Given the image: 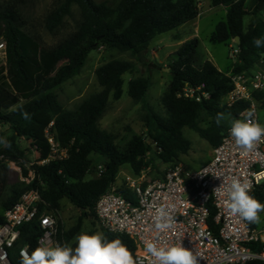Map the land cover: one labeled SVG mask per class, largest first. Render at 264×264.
Here are the masks:
<instances>
[{"label":"trees","instance_id":"1","mask_svg":"<svg viewBox=\"0 0 264 264\" xmlns=\"http://www.w3.org/2000/svg\"><path fill=\"white\" fill-rule=\"evenodd\" d=\"M246 1L211 0L213 7L227 8L226 19L216 26L210 37L211 43L228 44L232 40L236 43V38H239V44L236 43L239 50L237 63L231 71L234 75H251L264 59V47L253 46L254 38L264 36V19L253 21L245 27ZM252 2L255 12H258L264 0ZM24 3L25 0L0 3V40L4 39L7 43V63L0 67V121L11 131L6 138L11 146L0 144V166L5 162H30V149L20 143L21 139L30 147L38 148L40 160L45 158L48 144L44 131L52 121L55 123L56 137L68 149L69 155L66 159L51 161L46 165L34 164L32 169L35 176L30 186L18 182L6 196L0 190V226L4 224L6 211L30 188L39 190L50 210L59 209L61 201L67 199L93 226L98 225L95 214L97 200L111 189L122 170L127 169L132 176L139 177L151 166L146 157L153 147L163 163H178L192 147L184 134L185 128L196 132L214 149L222 142L229 127L224 123L217 126L216 114L230 113L232 117L239 118L249 106L244 101L231 107L224 104V98L232 90L231 80L212 62L199 60L200 42L194 38L179 47L169 66L171 80L162 96L166 116L147 107L145 136L133 133L117 143L114 134L101 129L100 120L108 109L110 97L114 101L121 99L124 75L135 72V62L115 59L99 66L95 74L102 91L84 99L72 109H66L61 104L56 90L78 76L90 53L99 47L128 52L144 63L155 38L198 18L197 0H108L102 3L94 0H60L45 18V29L50 34L64 27L66 19L73 15V6L78 7L80 19L76 28L53 46H44L38 36L27 30L21 9ZM187 85H204L210 98L196 102L178 97ZM150 87L149 76L130 79L128 95L135 103L144 104ZM255 97L264 109V92ZM18 104H22L23 110L31 115L30 120L23 119L19 111L11 110L12 106ZM202 113L210 119L206 128L200 124ZM4 136L0 132V138ZM93 155L104 158L105 171L87 178L95 169ZM24 174H28L26 170ZM1 182L3 178L0 176ZM118 192L134 201V194L125 185ZM250 194L264 203V185ZM210 212L214 215V211ZM80 221L81 218L69 231L60 225L67 243H71L73 237L79 234ZM249 226L254 228L257 224ZM100 229L110 240L121 239L134 256L136 246L132 239ZM39 236L38 223L27 224L21 228L19 245L28 244L34 250L38 247ZM245 264L264 262L254 260Z\"/></svg>","mask_w":264,"mask_h":264},{"label":"built area","instance_id":"2","mask_svg":"<svg viewBox=\"0 0 264 264\" xmlns=\"http://www.w3.org/2000/svg\"><path fill=\"white\" fill-rule=\"evenodd\" d=\"M238 51L235 49L234 54ZM0 60L6 66L7 43L4 39L0 40ZM228 77L232 90L224 98V104L231 107L241 101L247 102L249 106L243 113L254 110V119L259 121L260 105L255 95L264 92V59L251 75L229 73ZM178 97L200 102L209 99L210 93L204 85H187ZM4 126L0 121V131ZM54 126L52 121L45 129L48 153L35 164L46 165L68 157V149L57 139ZM31 151L39 154L36 146L31 147ZM29 165L32 167L34 163ZM104 171V165L97 166V175ZM121 173L111 189L97 200L95 214L100 228L132 239L136 246L133 256L136 264H149L144 248L145 242L152 240L169 245L182 243L198 255L199 264L264 262V213H260L261 223L252 228L238 216L231 215L224 206L226 197H219L214 191L221 182L230 184L233 177L250 181L251 192L263 186L264 141L258 142L255 149L245 155L236 148L227 129L222 142L213 149L209 162L197 169L186 168L180 162L171 164L161 178L151 183L144 180L145 171L139 177L123 173L119 185L117 181ZM34 176L32 169L29 176L23 178L24 183L30 186ZM122 185L134 194V201L118 192ZM166 205L174 206V223L167 232L158 234L153 215L157 207ZM210 210L214 211V215ZM32 222H37L40 230L38 246L66 243L56 214L43 201L39 190L30 188L5 213L4 224L0 226V264H20L22 248L31 253L30 245L21 246L19 242L21 228Z\"/></svg>","mask_w":264,"mask_h":264},{"label":"rangeland","instance_id":"3","mask_svg":"<svg viewBox=\"0 0 264 264\" xmlns=\"http://www.w3.org/2000/svg\"><path fill=\"white\" fill-rule=\"evenodd\" d=\"M8 0H0L1 4ZM60 0H25L22 4V13L27 22L26 28L32 34L38 36L44 46H53L59 40L66 37L72 32L80 19V12L77 6H73V15L66 19V23L62 29L55 34H50L45 29V18L48 13L58 4ZM97 3H102L108 0H94ZM199 8V16L193 21L189 22L178 29L163 34L155 38L151 44L144 63L137 61L130 53H122L115 49H107L99 47L92 51L88 56L86 64L81 73L66 82L56 90L61 104L66 109H72L84 99L102 91V87L98 84L96 79V69L115 59L130 60L136 63V70L133 74L124 75L123 95L120 100L114 101L112 97L109 100V106L105 114L100 120L101 129L114 134L116 142L121 143L133 133L145 136L147 128L145 117L147 114V107H150L154 112L161 116H166V110L162 104V96L171 80L170 64L175 58V54L179 47L186 41L197 38L200 42L198 49V57L200 61L212 62L221 72L231 73L234 65L237 63L234 50L238 49L237 44L232 40L228 44H213L210 37L214 32L216 26L221 21L226 19L227 8L224 6L213 7L211 0H197ZM247 15L244 18L245 27L251 22L258 19H264V5L262 9L255 12V4L252 0L246 1ZM4 62L0 60V67ZM149 76L151 79V87L145 97V103H135L128 95V82L130 79ZM259 122L264 124V109L259 102ZM210 122L209 117L202 113L200 115V124L202 127H207ZM225 125L229 126L226 122ZM5 134L6 139L11 135L8 126L0 131ZM184 134L192 143L191 150L187 155L181 156L180 162L184 167L197 169L209 162L212 157L213 148L204 139H202L196 132L189 128L184 129ZM150 141V139H148ZM20 143L30 149L29 163H34L40 160L39 156L31 151L30 145L21 139ZM153 150L147 155L146 159L150 160L151 166L145 170V181L151 183L161 178L166 171L168 164L163 163ZM93 171L87 178L96 176L97 166L104 165V158L99 155H93ZM29 163L16 164L14 162H5L0 166V176L3 182L0 183V190L3 196H6L10 188L22 182L23 178L29 176L32 167ZM20 169V170H19ZM27 171V175L24 174ZM123 171V170H122ZM128 172L127 169H124ZM123 173L120 174L117 184H121L123 180ZM26 184V183H25ZM61 227L69 231L74 228L81 218L80 231L95 230L101 232L100 227L95 224L93 226L89 219L82 216V213L67 199L61 201L60 207L53 210ZM73 240V239H72ZM71 240V242H72Z\"/></svg>","mask_w":264,"mask_h":264},{"label":"clouds","instance_id":"4","mask_svg":"<svg viewBox=\"0 0 264 264\" xmlns=\"http://www.w3.org/2000/svg\"><path fill=\"white\" fill-rule=\"evenodd\" d=\"M253 46L264 47V36L253 39ZM12 111H19L22 118L30 120L31 115L23 110V105H14ZM255 111L248 110L241 118L218 112L215 117L217 126L227 123L228 133L242 154L251 153L258 142L264 141V124L254 119ZM0 144L11 145L5 138ZM250 181L233 177L230 184H221L214 189L224 199V206L233 216L249 224L261 223L260 213H264V203L251 195ZM173 205L159 206L155 209L153 223L157 233L167 232L174 223ZM73 244L75 245L73 247ZM149 264H199V257L185 248L182 243L167 244L160 240L145 242L144 248ZM20 264H136L132 253L121 239H108L101 232L81 231L71 243H56L54 246L41 244L29 253L27 248L20 250Z\"/></svg>","mask_w":264,"mask_h":264},{"label":"water","instance_id":"5","mask_svg":"<svg viewBox=\"0 0 264 264\" xmlns=\"http://www.w3.org/2000/svg\"><path fill=\"white\" fill-rule=\"evenodd\" d=\"M263 5H264V2H262L260 9H262ZM236 40H237L236 43L239 44V38L238 37L236 38Z\"/></svg>","mask_w":264,"mask_h":264},{"label":"crops","instance_id":"6","mask_svg":"<svg viewBox=\"0 0 264 264\" xmlns=\"http://www.w3.org/2000/svg\"><path fill=\"white\" fill-rule=\"evenodd\" d=\"M217 69H218V68H217ZM218 70L221 71L220 69H218ZM226 74L228 75L229 72H226ZM122 172H124V173H128V172H125L124 170H123Z\"/></svg>","mask_w":264,"mask_h":264},{"label":"snow or ice","instance_id":"7","mask_svg":"<svg viewBox=\"0 0 264 264\" xmlns=\"http://www.w3.org/2000/svg\"><path fill=\"white\" fill-rule=\"evenodd\" d=\"M47 221H45V223H46Z\"/></svg>","mask_w":264,"mask_h":264}]
</instances>
